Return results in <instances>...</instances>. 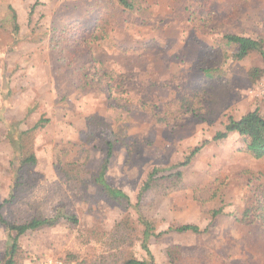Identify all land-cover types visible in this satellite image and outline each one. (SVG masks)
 I'll return each instance as SVG.
<instances>
[{
  "label": "rangeland",
  "instance_id": "374dc122",
  "mask_svg": "<svg viewBox=\"0 0 264 264\" xmlns=\"http://www.w3.org/2000/svg\"><path fill=\"white\" fill-rule=\"evenodd\" d=\"M129 1L132 11L116 0H39L29 16L35 0H0V204L14 194L1 213L12 223L58 218L19 239L16 264L147 260L133 207L150 173L167 179L177 170L178 184L152 188L139 203L154 233L165 232L146 242L154 262L173 264L166 250L177 246L185 259L177 264H264V224L237 221L262 196L264 157L253 158L236 133L213 140L229 117L258 109L264 118V74L250 75L264 68L260 55L233 60L236 47L223 40H264V0ZM40 119L30 136L37 163L14 189L9 132ZM108 143L106 181L129 202L94 182ZM57 161L80 165L82 183L68 181ZM213 210L221 214L207 232H166L204 229ZM8 241L0 225V264Z\"/></svg>",
  "mask_w": 264,
  "mask_h": 264
},
{
  "label": "trees",
  "instance_id": "16d2710c",
  "mask_svg": "<svg viewBox=\"0 0 264 264\" xmlns=\"http://www.w3.org/2000/svg\"><path fill=\"white\" fill-rule=\"evenodd\" d=\"M117 3L124 9L132 11L134 9L133 4L129 0H116ZM39 4V0H35L31 11L29 12V16L32 13V10L35 6ZM247 5V4H245ZM13 20L15 24L13 26L14 31H19V26L16 23V16L13 15ZM68 31H65L62 35L63 39L66 40L67 33H71L74 35L78 26L76 24H72L67 27ZM223 40L226 41L228 45H234L236 47L235 52L232 54L231 58L236 61H240L248 56L250 53H258L263 61L264 65V40L261 37L250 38L241 35L235 34H225L223 36ZM254 73L257 77L261 74H264L263 69H251L250 75ZM84 86L86 88L92 87L89 82H85ZM45 122L40 119L31 129H28L23 132H19L17 136L12 132H9V140L11 145L15 148L13 160L10 162V169L13 173L14 180V189L19 185V181L21 177L25 174L30 173L32 168L36 165L37 160L30 147V136L31 133L34 132L41 124ZM231 133H236L239 137L242 138L245 144V150L255 159H260L264 157V118L259 114L258 109L247 112L243 116L238 119H233L229 117L226 121L223 131L217 132L213 140L219 141L227 138V136ZM205 144V143H204ZM203 146V145H202ZM201 147H195L187 158L182 163L176 165V167L187 165L192 157L199 152ZM106 159L104 164L101 166L99 172L96 174L94 178V182L101 188V191L111 200L113 201H126L129 202L128 196L121 191L120 189H116L111 187L105 178L107 171V164L112 154V145L107 144V152ZM58 170L65 176L68 181L76 182L78 184L82 183L83 179L81 178V166L77 163H66L61 165L58 161L56 162ZM175 167V168H176ZM155 171L150 173L148 180L144 182L142 189L140 190L137 201L138 203L133 207L135 213L137 214V220L143 227L142 230V238L143 243L142 246L148 255L147 260H137V259H128L125 260L122 264H156L154 262V258L151 256L149 249L146 246V242L151 236H160L165 232H160L158 234L154 233V228L141 213V209L139 208V203L141 201L142 195L157 186L164 187L166 182L168 181L171 185H176L181 181L182 172L180 170L175 171L170 175L169 178L166 177L155 179L153 178ZM18 184V185H17ZM262 196L256 198L254 203L247 207L241 217L237 219V221L241 224H253L255 221H260L264 224V189L261 192ZM14 198V194L10 195L9 199H4L0 204V225L4 227L7 231L8 235V245L5 249L3 256L2 264H16L18 258L19 251V239L27 233L40 231L42 229L51 228L55 226L58 218L57 216L48 218L44 217L41 214H36L31 216L28 220L22 223H12L7 220L1 213V209L11 202ZM221 214L220 210L211 211V221L204 228L200 229L196 225L185 224L177 227L169 228L166 232H176V233H193V234H202L207 232L211 223L215 220V218ZM72 223H76V218L74 216L66 217ZM166 254L171 263L177 264L182 263L185 259L181 256L180 248L177 246H170L166 250Z\"/></svg>",
  "mask_w": 264,
  "mask_h": 264
},
{
  "label": "built area",
  "instance_id": "2783aa9c",
  "mask_svg": "<svg viewBox=\"0 0 264 264\" xmlns=\"http://www.w3.org/2000/svg\"><path fill=\"white\" fill-rule=\"evenodd\" d=\"M258 91L260 95L264 96V80L261 82ZM28 264H57V263L51 260H33L30 261Z\"/></svg>",
  "mask_w": 264,
  "mask_h": 264
}]
</instances>
